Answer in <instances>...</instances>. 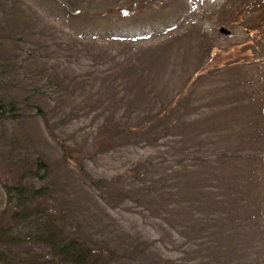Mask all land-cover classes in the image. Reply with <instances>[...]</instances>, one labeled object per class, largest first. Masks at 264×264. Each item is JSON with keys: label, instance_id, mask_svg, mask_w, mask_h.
<instances>
[{"label": "rangeland", "instance_id": "rangeland-1", "mask_svg": "<svg viewBox=\"0 0 264 264\" xmlns=\"http://www.w3.org/2000/svg\"><path fill=\"white\" fill-rule=\"evenodd\" d=\"M65 1L66 9L56 0H23L37 19L30 18L27 26L32 28L38 23L49 28V41L55 49L45 54L46 59L49 57L48 62L59 67L63 75L68 73L77 80L61 92L63 110L67 112V104L86 109L90 105L88 98L91 103L104 101L105 107H98L93 115L85 113L69 128L56 124L60 116L55 113L48 114L46 120L30 117L25 123L0 115V209L8 202L3 185L13 180L18 170L9 161L3 142L8 145L15 137L25 149H44L53 155L61 151V138L65 145H72L67 142L74 138L76 147H81L82 142L91 143L97 126L108 113L106 109L110 112V102L131 100L143 111L154 101L153 105L170 95L177 97V84L182 81L179 78L184 79L183 68L189 71L190 90L183 92L180 100L185 98L188 105H179V111L187 115L188 122L179 131L210 132L220 139L223 148L257 146L258 153L264 148V3L260 0ZM251 1L258 2L255 5L261 6L260 11L255 12ZM234 45L244 58L238 64L225 60L227 50L232 52ZM24 57L25 54L21 56ZM24 81L22 85L30 84L29 79ZM172 88L174 91H166ZM14 90L12 87L13 93ZM96 116L99 121L94 127ZM77 128L80 131L74 132ZM38 138H44L49 145L39 143ZM124 141L102 133V141L88 148L96 155L92 161L94 156L85 160L86 167L80 166L79 160L76 164L71 159L64 160L65 174L67 178L73 176V183H65L62 194L76 201L72 205L71 216H76L72 233L84 230L95 239L115 244L111 254H106L120 260L119 264H125L126 256V264H153L157 257L163 264L177 260L182 264H219L222 258L220 264L223 260L230 264H264V214L259 215L260 211L264 213V158H235L224 163L223 175L216 173L223 181V229L227 236L220 239L223 246L215 250L214 256L206 253L210 249L200 241L202 249L196 256L203 251V258L197 257L194 262L189 252L196 244L177 240L174 223L168 226L161 219L164 216H156L155 203L160 197L148 208L134 202L136 193L130 194L131 198L126 195L131 160L150 159L155 147L145 146L144 142L120 146ZM194 171L204 175L201 167ZM115 175H120L121 182L116 186L106 183L102 190L89 182L99 177L111 181ZM145 201L142 198L141 202ZM50 203L56 206L52 198ZM80 210L85 213L80 214ZM186 218L191 226L193 222ZM166 225L168 239L166 231H161Z\"/></svg>", "mask_w": 264, "mask_h": 264}, {"label": "trees", "instance_id": "trees-1", "mask_svg": "<svg viewBox=\"0 0 264 264\" xmlns=\"http://www.w3.org/2000/svg\"><path fill=\"white\" fill-rule=\"evenodd\" d=\"M56 1L66 9L65 0ZM22 2L0 0V115L9 117L13 122L25 123L30 117L32 120H46L48 114L55 113L60 116L56 124H62L65 128L72 127L78 122L77 119L82 120L85 113L96 114V109L105 103L102 100L91 103L88 98L90 105L86 109L67 104V112L63 110L61 92L77 80L68 76V73L63 75L59 67L48 62L49 57L46 59L45 54L55 49L49 41L50 30L38 23L28 28L27 21L30 18L37 20L33 16L36 13ZM260 2L264 3L263 0ZM256 3L253 2L255 12L261 9V6L256 8ZM234 12H231L232 15ZM225 15L226 11H223L224 21ZM11 44L15 46L6 48ZM227 52L225 60L237 64L244 61L238 46H232V52ZM23 54L25 57L22 59ZM27 58L30 60L27 61ZM188 73L183 68L184 79L179 78L182 81L177 84V97L170 95L166 100L153 105L154 101L143 111L134 106L131 100L121 101L120 104L110 102V112L106 109L108 113L105 121L97 126L95 141L82 142L81 147L74 145V138L67 142L72 145H65L61 138V151L55 148L57 153L53 155L44 149H25L15 137L7 142L8 145L3 142L7 147L9 161L18 166V170L14 175L16 177L12 176L14 179L3 185L8 202L0 209V264H119L120 260L106 254L115 249V244L105 239L96 240L84 230L72 233L71 224L75 225L76 222V216H71L74 211L72 205L76 201L73 196L62 194L63 185L73 183V176L67 178L65 174L64 160L68 162L71 159L74 164L79 160L80 166L86 167L85 160L94 156L92 161L96 155L88 148H94L98 141H102V133L107 138L125 140L120 146L128 143L123 146L133 147L130 145L144 142L147 144L145 146L155 147L154 152L148 156L150 159L131 160L129 187L126 189L129 192L126 195L131 198L130 194L136 193L138 196H133L134 202L138 206L147 205L148 208H152L154 199L160 197V201L155 203L156 216H164L161 219L163 223L167 221L168 226L174 223L178 232L177 240L196 244L194 251L189 252L192 261L196 262L197 257L203 258V251L196 256L202 249L200 241L208 245L210 251L206 253L214 256L215 250L223 246L220 239L227 236L223 229V181L216 173L223 175L224 163L235 158H264V148L259 153L255 151L257 146L244 149V146L237 145L228 149L223 148L220 139L210 132H193L188 129L179 131L183 123L188 122L187 115L179 111V105H188L185 98L180 100L183 92L190 90ZM26 79L30 80V84L22 85ZM12 87L17 92L14 90L13 93ZM168 90L174 91L173 88ZM166 91L163 90L164 93ZM201 106L205 107L203 104ZM97 121L99 117L96 116L94 127ZM79 131L77 128L74 132ZM162 139L165 141L160 144ZM38 142L48 144L44 138H38ZM198 167L203 169L204 175L193 173L194 168ZM119 176L111 181L99 177L89 182L91 186L102 190V186L109 182L118 185L121 182ZM51 198L56 203L54 207L51 206ZM142 198L146 199L145 204L141 202ZM78 206L83 208L85 205ZM79 213L84 214L85 211L80 210ZM263 214L259 212V215ZM186 216L193 222L191 226ZM168 226L161 229L166 231V239L170 238ZM103 248L105 253L102 252ZM123 258L126 264L128 257ZM177 261L172 263L182 264ZM153 264L163 263L157 257ZM201 264H206V261ZM223 264L230 262L223 260Z\"/></svg>", "mask_w": 264, "mask_h": 264}, {"label": "water", "instance_id": "water-1", "mask_svg": "<svg viewBox=\"0 0 264 264\" xmlns=\"http://www.w3.org/2000/svg\"><path fill=\"white\" fill-rule=\"evenodd\" d=\"M222 33H227V30L226 29H221L220 30Z\"/></svg>", "mask_w": 264, "mask_h": 264}]
</instances>
